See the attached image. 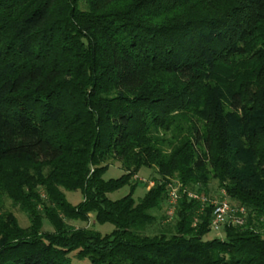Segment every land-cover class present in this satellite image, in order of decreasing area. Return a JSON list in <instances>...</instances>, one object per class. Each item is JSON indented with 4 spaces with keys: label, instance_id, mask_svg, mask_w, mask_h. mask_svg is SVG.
<instances>
[{
    "label": "trees",
    "instance_id": "1",
    "mask_svg": "<svg viewBox=\"0 0 264 264\" xmlns=\"http://www.w3.org/2000/svg\"><path fill=\"white\" fill-rule=\"evenodd\" d=\"M143 168L159 177L136 200ZM212 181L248 209L225 238L187 193ZM91 216L114 230L69 223ZM74 258L264 264V0H0V264Z\"/></svg>",
    "mask_w": 264,
    "mask_h": 264
},
{
    "label": "rangeland",
    "instance_id": "2",
    "mask_svg": "<svg viewBox=\"0 0 264 264\" xmlns=\"http://www.w3.org/2000/svg\"><path fill=\"white\" fill-rule=\"evenodd\" d=\"M250 59L249 58H244L243 61V65L247 66L250 64ZM123 171L120 168L119 164H113L111 165L108 170L105 173V178L106 179H118L122 176ZM138 179L140 180V183L138 185V187L135 189L133 196L136 200H140L141 198H143L148 189H149V183L150 181H153L155 178H158L159 175L157 174L156 170L154 168H143L139 173H138ZM177 185H179L178 183H176ZM210 192L211 194H213V196L218 197L220 195V190L218 188V184L216 181H212L210 184ZM67 196H68V200L73 204V205H77L78 203H80L81 201H83V194L81 191H66ZM130 193V186L127 185L124 188L110 194V197L112 199H118L121 197H124L126 195H128ZM232 201V200H231ZM234 203V202H233ZM11 201H7V207L8 209L12 210L14 212V214L17 216L21 226L23 227H27L29 226L30 222L29 219L27 217V215L25 213H23L19 207H14L11 205ZM235 204V203H234ZM168 207V206H167ZM167 207L164 205L163 207V211L161 212H157V215H159V217H162V215H164V213L166 214L167 211V215H168V210ZM174 219H165L164 221H162V219L160 218V223L157 222L153 228L149 229L147 232L149 234H155L157 232H159V230L161 228L164 227L165 224L168 223H172ZM94 217L91 216V219L89 222H82V221H69L70 224L75 225L76 227H95L97 230H99L100 232H102V234H107V233H111L114 230V225L110 224V223H106V224H98V223H94ZM161 223L163 224V226L161 227ZM43 231H53V227L52 225L45 220L44 223V227H43ZM226 236V232L224 227H222L220 230H211V232L205 236V239H214V238H225ZM73 262L75 264H91L90 261L88 259H77L74 258Z\"/></svg>",
    "mask_w": 264,
    "mask_h": 264
},
{
    "label": "built area",
    "instance_id": "3",
    "mask_svg": "<svg viewBox=\"0 0 264 264\" xmlns=\"http://www.w3.org/2000/svg\"><path fill=\"white\" fill-rule=\"evenodd\" d=\"M150 186H153L155 182L150 181ZM186 191V190H185ZM188 195L193 198L200 200L202 203L201 211L204 210L206 205L210 204L213 206V218L211 227L214 230H220L225 225H243L246 222L248 215V209L245 206L234 204L231 201L226 189L220 190L218 197H210L207 195L198 194L193 191H187ZM181 198L180 186L173 183L170 185L168 204L169 219H172L175 215L177 204Z\"/></svg>",
    "mask_w": 264,
    "mask_h": 264
}]
</instances>
